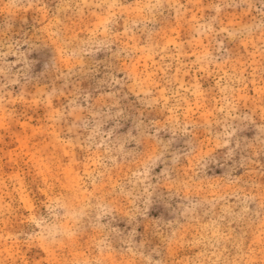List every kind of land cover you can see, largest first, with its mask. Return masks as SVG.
<instances>
[{"label": "rangeland", "instance_id": "rangeland-1", "mask_svg": "<svg viewBox=\"0 0 264 264\" xmlns=\"http://www.w3.org/2000/svg\"><path fill=\"white\" fill-rule=\"evenodd\" d=\"M0 264H264V0H0Z\"/></svg>", "mask_w": 264, "mask_h": 264}]
</instances>
